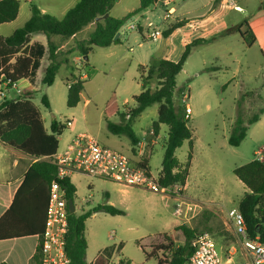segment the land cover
Listing matches in <instances>:
<instances>
[{
    "label": "rangeland",
    "instance_id": "1",
    "mask_svg": "<svg viewBox=\"0 0 264 264\" xmlns=\"http://www.w3.org/2000/svg\"><path fill=\"white\" fill-rule=\"evenodd\" d=\"M137 1L130 0L128 4L131 6ZM22 4L20 17L14 24L19 28L25 24L30 7L25 0ZM239 4L241 10H231L227 14L228 29L244 21L249 23L253 16L264 10V0H240ZM156 8L149 15L156 25L163 28L161 20L154 15L158 12L162 15V5L159 3ZM202 12L192 16H199ZM122 14L123 6H114L111 15L120 17ZM94 28V22L88 24L76 35L65 39L63 45L66 44L67 49L76 47L79 41L89 37ZM11 29L2 28L1 34ZM245 29L247 26H244ZM163 39L149 41L148 44L160 47ZM121 45L115 56L104 48L93 46L88 55L89 63L84 65L78 64L76 54L66 53L63 57L68 58L69 63L62 65L52 86L43 85L39 73L35 82L36 91L32 92L33 103L41 112L45 126L50 128L55 120L61 123L71 120L73 123L59 138L61 151L74 136L87 133L103 146L131 155L130 140L110 134L104 118L113 94H116L121 111H127L134 105V96L142 92L135 53L130 49L138 48L128 43L126 38H122ZM72 72L89 76L85 80L83 98L75 108L67 106V79ZM180 89L189 91L193 111L188 122L192 131L193 161L186 191L181 192L180 198L198 205L195 217L188 221L176 218L173 215L176 197L169 192L125 187L117 183L113 185L111 183L114 182L86 175L76 176L77 206L86 198L89 200L84 205L86 210L106 204L125 212L115 216L97 212L87 220L85 234L90 242L87 249L90 264H159L155 257H148L147 254L153 251L160 257L170 256L163 247L170 244L174 248L183 246L185 237L178 230L180 226L196 230L197 235L209 233L223 253L235 246L239 254V238L233 231L228 212L238 208L246 188L233 171L254 159L264 158V114L257 123L249 126L247 137L239 147L230 146L228 139L238 115L248 120L264 108V51L259 44L247 46L240 32L235 30L201 47L193 46L183 72L177 77L175 102L177 107L182 108ZM9 94L13 96L15 92ZM43 95L48 96L50 109L42 104ZM86 100H90L88 105H85ZM157 118L158 105H154L136 120L134 131L138 134L142 130L149 132L151 122ZM112 121L119 122V116L113 117ZM163 129L167 131L168 127L165 125ZM156 141L148 151L152 149L151 171L158 180L164 156L163 136ZM189 151L187 142L177 150L176 156L181 163L187 161ZM91 184L94 187L90 189ZM107 191L110 192L108 201ZM76 213H81L79 207ZM175 222L177 225L172 228ZM96 258L100 260L96 262Z\"/></svg>",
    "mask_w": 264,
    "mask_h": 264
},
{
    "label": "trees",
    "instance_id": "2",
    "mask_svg": "<svg viewBox=\"0 0 264 264\" xmlns=\"http://www.w3.org/2000/svg\"><path fill=\"white\" fill-rule=\"evenodd\" d=\"M118 0H80L70 9L62 19L53 15L44 14L36 6L31 5V17L26 23L16 29L10 36H0V85L1 77L7 80L18 82L33 78L40 68L42 58L47 55L49 64L44 71L42 84L52 86L55 83L57 74L62 65L68 63L61 59L60 45L53 40L54 36L64 39L76 35L81 29L98 17L109 14ZM158 0H140V7L127 14L121 19L109 15L102 21L96 22L95 30L89 37L77 43L67 54L76 51L86 57L93 46L109 47L118 44L121 39L115 40L118 33L134 17L141 15ZM220 2V0H218ZM20 11L19 0H0V25L14 22ZM182 25H173L165 29L164 37H169L175 29ZM244 26L247 29L244 30ZM235 30L240 32L247 46H252L256 37L248 21L235 28H229L225 32ZM142 34V28H139ZM44 34L48 38L47 47L35 44L28 48L32 35ZM210 40H197L195 43H208ZM194 44H191L193 46ZM190 45L181 59L176 63L166 59L153 57L148 65L138 67L142 82V92L134 96V105L127 111H121L117 104L116 94H113L111 102L104 112L106 128L114 136H125L132 144V152L140 143L133 124L150 107L158 105V118L152 122V135L158 137L163 126H167V139L162 161V169L158 176V183L161 188H167L180 184L185 186L190 174L193 158L192 131L188 126L189 120L185 118L184 108H179L175 102V91L177 89V77L184 69L187 61ZM73 84L68 90L67 106L75 108L81 101V94L84 91L85 80H81L72 72ZM182 90L180 89L179 92ZM34 93L23 92L17 99H5L0 103V142L17 151L35 158L37 161L29 168L25 175L24 182L16 196V200L5 216V219L12 214H18V201L26 194H31L37 199L43 196L44 215L38 224H32L30 230L21 233L9 234L0 233L1 238L25 236L28 234L41 235L44 231L47 217L50 184L55 179L57 167L54 164V156L59 150V138L66 128L65 123L52 121L50 128L44 126L43 117L39 109L33 103ZM45 108L50 109V101L47 95L41 98ZM264 114V108L259 109L248 120L238 115L232 126L228 143L232 147H239L246 139L249 126L257 123L260 116ZM119 116V122L111 121L113 116ZM189 144L187 161L181 163L176 152L185 143ZM151 154L143 157L141 166L147 167L150 171ZM233 173L246 188L244 196L239 202L238 208L243 214L249 236L264 239V160L254 159L249 163L237 167ZM66 192L68 202H75L76 188L70 178L60 181ZM97 212H105L111 215H124L125 212L110 205H98L91 209L83 210L80 214L69 213V229L67 234V254L70 264H88L86 260L88 243L85 236L87 220ZM185 237V244L174 248L172 244L163 247L170 256L160 257L157 253H148V257H155L159 264H186L188 258L194 251L193 242L196 239L197 231L185 226L178 227ZM100 260L98 258L97 262Z\"/></svg>",
    "mask_w": 264,
    "mask_h": 264
},
{
    "label": "crops",
    "instance_id": "3",
    "mask_svg": "<svg viewBox=\"0 0 264 264\" xmlns=\"http://www.w3.org/2000/svg\"><path fill=\"white\" fill-rule=\"evenodd\" d=\"M79 1L80 0H25V3H29L30 7L31 5H36L44 14H50V15L55 16L58 19H62L66 15V13L70 9H72ZM129 1L130 0H118L115 3L114 6H117V5L123 6V14L120 17H114L113 15H111L114 6L110 10L109 15H111L112 17L116 19H121L125 17L127 14L135 11L136 9L140 7V0H138L137 3L134 2L131 6H129L128 4ZM19 2H20V11H19V15L17 19L20 17L21 8L23 5L22 0H19ZM159 3L160 2L158 1L155 5L150 7L148 10L143 12L141 15L134 17L133 19L141 18L143 22L145 20H152V18L149 15V12L154 13ZM218 5H219L218 0H176L174 2V10H175L174 17L169 23L164 25V29H167L168 27L173 26V25H182V26L181 27L179 26V28L175 29L174 32L169 37L166 38L163 36L162 38H164L163 39L164 41L160 47L154 48L153 46H150V44H148L150 40H148V38L146 37L143 27H142L143 29L142 34L138 31H131V30L123 28L121 30L119 38L121 39V41H122V38H126L128 43H133L134 45L137 46L138 48L137 50H135L133 47H131L130 49L133 50V52L135 53L134 59H136L135 62L138 67L140 65H148L150 60L153 57L162 58V59H166V60L177 63L183 56L187 45L191 46V44H194L193 46L195 47H201L203 45H206L216 40L217 38L222 37V35L225 34V32L228 29V25L226 22V17H227L228 12L224 14L223 16H221L219 20L220 24L217 29L209 31L208 29L205 28L211 25L210 24L211 17L214 11L217 9ZM30 7H29V12L27 14V18L24 23H26V21H28L29 18L31 17ZM163 10L164 9L162 7L161 8L162 15H163ZM198 11H203V12L199 14V16H192L198 13ZM263 13H264V10H261L259 15L253 16L251 20L249 21V25L256 37V41L253 45L259 44L260 48L264 51V15H262ZM154 15H156L157 18L161 20L162 15H160L159 12L158 14H154ZM15 22L16 21L12 23L0 25V36L2 37L10 36L16 29H18L19 26H14ZM96 22H94L95 28H96ZM161 24H162V20H161ZM194 24L201 25L202 27L201 33H199V35L198 34L195 35V33H193V30L191 27ZM2 28H7V29L12 28V29L7 30L6 34H1ZM53 40L60 45L61 59H66L63 56L66 53H68L69 49H71L72 47L67 49L66 44L65 46L63 45L65 39L62 37L59 39H56L54 36ZM197 40H210V42L198 44V43H195V41ZM35 44H41L44 47H47L48 38L44 34H34L32 35L30 42L27 46L28 48H31ZM121 47L122 45L120 42L118 44H113L109 47H105L104 49L108 50L110 52V55L115 56V55H118L119 49ZM77 53L79 52L76 51L75 53H73V54H76L77 60L82 57L85 62L84 64L89 63V59H90L89 56H88V59H85V57H83L80 53L79 54L81 56ZM214 58H216V56H214ZM67 60L69 61L68 58ZM48 64H49V60H48L47 55H45L41 60V65H40V68L37 70L36 75L33 78L19 81L24 92L36 91V88H35L36 79L39 76V73H41V81H42L44 71L46 67L48 66ZM67 81H68V84L69 82H74L72 78V73H70V77L67 79ZM16 97H17L16 94H14L13 96H10V94H8V99H15ZM82 98H83V92L81 94V100ZM89 103H90V100L85 101V105H88ZM113 117H117V115ZM112 118H111V121H112ZM152 122L150 124L151 130L149 132L142 130L140 134L136 133L138 138L140 139V143L136 149V154L132 152V147L130 148L131 156L133 157L135 162L142 161L143 157L147 154L152 155V149L149 151L148 149H150V145L156 144L157 142L156 139H161L163 136L164 143L167 139V131H164L163 128H162L161 134L158 137L156 138L153 137ZM72 126H73V123L69 128H71ZM45 128L49 129L46 126ZM164 145L165 144H162V146L164 147V151H165ZM58 151H60V149ZM260 160H264V158H261ZM36 161L37 160L35 158L29 155H26L20 151H17L9 146H6L0 142V233L1 234L3 233L15 234V233H21L22 231H28L31 229L30 226H32V224H38V222L42 221V217L44 215L43 196L37 199L31 194H26L22 196L20 200L18 201V214H12L8 216L7 219H5V216L9 214V211L12 208L16 200V196L24 182L26 173ZM192 161H193V158H192ZM149 166H150V171H151V165L149 164ZM191 167H192V163H191ZM79 175H83V174L75 173L69 177L72 184L76 188V199L74 202L75 213L77 212L78 207L81 209V212H82L85 209L84 205H86V203H89V201H87L86 198H83L82 201L79 203V206H77L78 184L76 183L75 179H76V176H79ZM111 184L115 185V183H111ZM187 184H188V180H187L186 185L183 186L185 191L187 188ZM93 187H94V184H91V186H89L90 189ZM106 196H107V201H108L110 199L109 191H107ZM89 197H91V195H89ZM103 205H106V204H103ZM176 225H177V222L173 224L172 228ZM38 241H39L38 235H32V234H28L25 236L1 238L0 239V264H31L33 263L35 254L37 251ZM87 243L88 245H90L89 241H87ZM86 260L88 264H90V262L88 261L87 255H86ZM96 260L98 259L96 258L95 261Z\"/></svg>",
    "mask_w": 264,
    "mask_h": 264
},
{
    "label": "built area",
    "instance_id": "4",
    "mask_svg": "<svg viewBox=\"0 0 264 264\" xmlns=\"http://www.w3.org/2000/svg\"><path fill=\"white\" fill-rule=\"evenodd\" d=\"M163 7V28L156 25L153 20L136 18L130 20L123 28L138 31L144 28L148 40L157 41L164 36V25L169 23L175 14L174 2L176 0H158ZM240 0H220L214 11L210 26L205 27L209 31L219 27L221 16L231 10H241ZM193 33H201V25L194 24ZM143 31V29H142ZM79 65H84V59L78 60ZM81 80L89 78L87 74L77 75ZM0 101L8 99V94L14 91L16 98L23 94L20 82H12L4 76L1 77ZM73 82H69V88ZM189 91H182L181 103L185 110L186 120H190L192 108L190 106ZM0 102V103H1ZM65 124L70 127L71 120ZM142 162H135L131 155L122 151L103 146L94 136L87 133L76 135L64 150H60L54 156V164L57 167L55 179L50 184L49 203L44 231L38 235V246L33 263L31 264H70L67 254V234L69 229V202L66 192L60 181L69 178L75 173H81L91 178L106 180L125 187H142L159 192L163 190L176 197L173 215L186 221L195 217L198 205L180 198L183 186L176 184L167 188H161L158 180L147 167L141 166ZM91 198V197H89ZM87 201H89L87 199ZM228 219L232 224L234 233L239 238V254L235 246L223 253L214 238L209 233H203L193 242L194 251L186 264H264V239L260 236L251 238L248 233L245 218L239 208H233L228 212ZM238 254V255H237ZM237 255V257H236Z\"/></svg>",
    "mask_w": 264,
    "mask_h": 264
},
{
    "label": "water",
    "instance_id": "5",
    "mask_svg": "<svg viewBox=\"0 0 264 264\" xmlns=\"http://www.w3.org/2000/svg\"><path fill=\"white\" fill-rule=\"evenodd\" d=\"M108 16H109V14H106V15L103 16V17H98V18L96 19V21H97V22H98V21H102V20H104L105 18H107ZM119 36H120V33H118V34L116 35L115 40H117V39L119 38ZM85 59H88V56H86ZM69 209H70V212H71V213H75L74 202L71 201V200L69 201Z\"/></svg>",
    "mask_w": 264,
    "mask_h": 264
}]
</instances>
